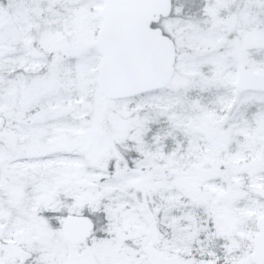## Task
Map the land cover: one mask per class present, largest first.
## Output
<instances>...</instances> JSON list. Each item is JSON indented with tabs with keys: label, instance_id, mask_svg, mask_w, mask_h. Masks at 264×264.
<instances>
[{
	"label": "snow or ice",
	"instance_id": "6c2138e0",
	"mask_svg": "<svg viewBox=\"0 0 264 264\" xmlns=\"http://www.w3.org/2000/svg\"><path fill=\"white\" fill-rule=\"evenodd\" d=\"M0 264H264V0H0Z\"/></svg>",
	"mask_w": 264,
	"mask_h": 264
},
{
	"label": "rangeland",
	"instance_id": "374dc122",
	"mask_svg": "<svg viewBox=\"0 0 264 264\" xmlns=\"http://www.w3.org/2000/svg\"><path fill=\"white\" fill-rule=\"evenodd\" d=\"M249 36H250L251 38H254V39H255V38H258V37L255 36V34H249Z\"/></svg>",
	"mask_w": 264,
	"mask_h": 264
}]
</instances>
